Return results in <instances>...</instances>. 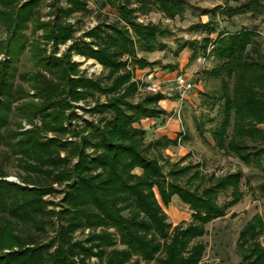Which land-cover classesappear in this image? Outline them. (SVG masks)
I'll return each mask as SVG.
<instances>
[{
  "label": "trees",
  "instance_id": "1",
  "mask_svg": "<svg viewBox=\"0 0 264 264\" xmlns=\"http://www.w3.org/2000/svg\"><path fill=\"white\" fill-rule=\"evenodd\" d=\"M41 1L0 0V16L5 17L3 24L8 33L6 42L0 41V52L16 56L23 51L29 37L22 30L28 21L32 23V32L41 30L43 44L51 42L53 46V52L46 55L38 38L31 45L36 69L27 80L32 95L39 100L23 101L17 105V113L29 122L35 114H40L42 127L28 132L12 129L11 105L26 92L21 87H13L15 70L9 63L0 62V96L3 97L0 99V145L8 148L25 172L22 179L36 184L29 188L7 181L2 178L6 173L0 167V249L11 248L10 252L0 255V264H87L84 259L91 255L102 264H140L139 259L130 261L135 254L145 264L153 261L198 264L205 249L199 240L206 233L205 226L225 216L227 209L244 196L243 172L236 170L203 177L197 165L179 162L170 164L165 172L164 165L151 152L175 145L176 141L161 137L146 144V131L134 124L145 118L164 116L166 111L158 107V102L176 97L144 95L135 104L129 102L127 99L134 96L136 87L130 83L131 73L122 60L127 55L139 67L146 66L147 61L137 58V50L152 52L162 48L157 38L172 34L162 24L137 21L138 15L156 10L173 19L182 15L185 1L105 0L115 8L117 17L100 21L86 31L84 36L89 38L88 42L75 40L74 22L67 21L78 12L89 14L86 0H66L65 7H60L58 0H51L49 15L53 18L47 21H40L37 7ZM219 8L214 6L205 13L212 18ZM189 29L204 30L207 35L215 31L211 19ZM71 39H74L72 45L60 57L55 56L57 45ZM203 41L202 50L207 51L210 45L208 55L212 54L215 59L210 75L220 77L224 72L219 96L222 120L212 131L215 147L224 155L235 156L259 170L260 180L254 189L256 196L264 200V166L261 165L264 128L260 127L264 125V39L259 38L255 28H242L219 33L213 41L206 36ZM72 50L97 60L107 75L93 80L74 78L76 68L69 58ZM95 93L108 97L105 103H96L89 109L98 116L97 125L86 122V134H82L84 130L69 131L63 125L72 118L66 113L69 100ZM106 113H111V117L107 118ZM47 131L57 136L42 139V132ZM68 132L76 140L58 138ZM61 151L66 155L61 157ZM74 157L77 160L71 163ZM135 168L142 170L141 175L132 172ZM184 176L187 178L182 185L179 180ZM64 180L69 183L61 200L62 209L57 213L58 225L54 227L51 221L54 212L45 210L40 197L55 192L50 182ZM153 186L165 206L174 195L186 204L192 212L190 221L175 226L166 223V214L152 193ZM227 191L228 198L219 204V193ZM123 211L129 215L125 217ZM41 222L54 227L46 243H36L37 236L17 233L26 226L42 233L44 224H38ZM101 226L111 227L114 232L102 230L83 241H72L71 234L77 228ZM117 244L122 248H116ZM52 247L54 250L50 253ZM236 248L241 259L235 264H264V213L254 214L243 225ZM75 256L80 257L78 262L74 261Z\"/></svg>",
  "mask_w": 264,
  "mask_h": 264
},
{
  "label": "rangeland",
  "instance_id": "2",
  "mask_svg": "<svg viewBox=\"0 0 264 264\" xmlns=\"http://www.w3.org/2000/svg\"><path fill=\"white\" fill-rule=\"evenodd\" d=\"M50 1L51 0H42L39 3L37 10H39L40 13V21L52 20L53 17L49 15V13H51L49 7ZM184 1V12L181 16H176L173 19L166 20V17L156 10L145 15H138L137 21L142 23L151 22L162 24L172 31V35L168 37L169 39L167 38V41L169 40L168 47L161 44L162 38H157L158 43L163 46V48H157L158 52L155 51L153 53V51L144 52L137 50V58L147 61L148 64L146 66L139 67L136 63L131 61L132 58L130 56L126 55L122 58V60L127 63L126 70L131 73L130 83H133L136 87L134 96L127 100L135 104L140 101L144 95L161 94L167 98L176 97L175 93L171 90L172 81L175 75L180 73L192 79L194 82V88L189 92L186 99L179 100L177 97L174 100L167 99L176 103L166 102L165 104H162V106L159 101L158 107L163 108L166 111V114L160 118L154 119L155 121L152 120V118L142 119L139 123L134 124V126L137 128H143L146 131V144L161 137H166L164 135L162 136V134L166 133L167 129H171L170 135H172L176 141V147H172L171 154L165 149L156 148L151 152V156L157 158L159 163L164 165L165 172L169 169L170 164L179 162L180 165H197V169L203 177L209 176L210 174L216 176L224 175L231 171L228 166H225V161L227 160L221 161V158H225V155L215 146L211 147L212 131L222 120V102L220 101L219 96L221 90L220 78L224 76V72H222L220 77H213L210 75V70L214 66L215 59L212 54L208 55L211 46L207 45V51L204 52L201 45L204 43L203 38L206 36H208L210 41H213L219 33H232L239 31L242 28H255L264 34V0ZM86 2L89 14L83 15L78 12L67 21L70 23L74 22L73 26L75 32L73 36L75 40L88 42L89 38L84 36V33L96 26L100 21H112L117 17V12L115 8L105 2V0H86ZM58 3L60 7H65L66 0H58ZM217 5L220 8L216 10L215 13H213V17L210 18L205 11ZM130 6H133V4ZM229 8L231 9L230 11ZM239 8L241 11H239ZM4 19L5 17L1 15V42H6L8 36V33L5 30V25L3 24L5 23ZM12 19L14 21L15 18ZM21 19L22 16L20 17V20ZM209 19L213 21L214 32L207 35L204 30L189 29L191 25L204 23ZM13 21H11V23ZM22 32L29 37L28 43L24 46L23 51L19 52L16 56L7 55L1 51L0 62L9 63L12 69L15 70L13 87H21L26 92L20 100L11 105L9 119L12 129L19 132H28L34 128L37 129L42 127L40 114H35L31 119V122H29L26 118H22L18 115L17 105L23 101L37 102L39 100L38 97L32 95L33 90L30 88L27 77L36 69L34 66V56L31 51L33 39L38 38L42 47L44 44L42 42L43 39H41V30L32 32L31 22H27ZM261 38L264 39V36ZM73 40L74 39L68 40L65 43H59L56 51H54V55L60 57L66 51L67 47L72 45ZM43 48L45 49L46 55L53 52L51 42L45 44ZM93 48L95 49L96 47ZM191 50H195L194 53H191ZM69 58L70 62H72L76 68V74L73 76L74 78L81 77L93 80L107 75V70L94 58L82 55L75 50L71 51ZM107 83L109 82L107 81ZM148 83H155L160 88V91L157 93L147 92L145 87ZM231 85L232 81H230V88ZM0 99H3V97L0 96ZM107 99L108 97H106L105 94L95 93L94 95L82 97L77 100H69L70 107L67 109L66 113H69L72 118L63 123L64 127L70 129L69 131L74 130L76 132L84 130L86 122H89L91 126L95 127L97 125L98 116L91 114L89 109L96 103H105ZM105 116L110 118L111 113H106ZM156 126H158V128L161 127V130H164V132H159V136H154L155 132L153 131L156 129H153L152 127L155 128ZM145 127L147 128L145 129ZM179 131H185L187 139H184L185 136L181 138ZM87 132L88 130H84L82 134H86ZM191 134H193L194 137H192ZM70 135L71 133L68 132L64 135H59L58 138L63 141L76 140V137ZM149 135L151 136L149 137ZM55 136L57 135L49 131L42 132L41 135L44 140ZM19 138L20 136L15 138V140ZM87 152L90 153L91 149H88ZM211 154H220V156L216 159L212 157ZM63 155H66L65 151L60 152V156L62 157ZM76 160V157L72 158L71 163H74ZM0 167L6 173V176L2 177L3 179L20 185H27L29 188L36 185L32 182H25L22 179V177L25 176V172L18 166L17 160L10 154V151L4 145H0ZM234 169L236 170V168ZM132 172L136 175H141L142 170L140 168H135ZM192 172L193 170H191L190 174ZM253 173L254 175H252L249 180H251L253 184H256L260 180V176L258 175L259 170L255 168L253 169ZM186 178L187 176L181 177L179 182L183 185ZM68 183V180L61 182L52 181L49 185L55 192L46 193L42 198L40 197L41 202H44L45 210L54 212V215L52 214L51 217L54 227L58 225L57 213L62 209L61 200L64 197V192L67 189L66 186ZM197 183L198 180L193 182V184ZM241 184L243 193L250 197V193L246 191L244 179L241 180ZM151 189L156 200L166 214V223L175 226L180 222L187 223L190 221L191 210L186 204L181 202L176 195L172 196L170 203L165 206L161 202L158 189L155 186ZM253 193H251V197H255ZM227 198L228 191L220 192L217 201L221 204ZM28 199H30L29 196ZM123 215L127 217L129 213L123 211ZM246 219L247 215H241L238 220L233 219V216H229L228 212H226L224 218L215 219L209 222L205 226L206 233L199 239L205 244V249L203 257L198 264H235L239 262L241 256L236 248V240L238 232L243 227ZM38 224L42 225L44 223L41 222ZM54 227L50 224H44L43 232L41 233L35 231L33 226H26L17 230V233L22 236H37L36 243H46L52 237ZM102 230L111 233L114 232L113 228H105L103 226L94 229L88 227L77 228L71 234L72 241H83L90 234H99ZM29 245L32 246L34 244ZM116 248H122V246L117 244ZM12 249L16 250L17 247H13ZM53 250L54 247H52L49 252L52 253ZM93 250L96 251V248ZM10 251L11 248L0 249V255L6 254ZM136 259H139L140 264H145L137 254L131 256L130 261ZM79 260L80 257H74V261L78 262ZM84 261L87 264H102L95 255L89 256L84 259ZM149 264H156V262L153 261Z\"/></svg>",
  "mask_w": 264,
  "mask_h": 264
},
{
  "label": "crops",
  "instance_id": "3",
  "mask_svg": "<svg viewBox=\"0 0 264 264\" xmlns=\"http://www.w3.org/2000/svg\"><path fill=\"white\" fill-rule=\"evenodd\" d=\"M168 18H166V20H167ZM256 32L258 33V35H259V38H261L262 36H264V34H262L260 31H258L257 29H256ZM172 35V34H171ZM170 35V36H171ZM169 37V36H168ZM168 37H163L162 38V40H161V44L164 46V45H166L165 47H168L169 46V40L167 41V38ZM166 39V40H165ZM169 39V38H168ZM262 39V38H261ZM163 48V47H162ZM185 48V47H184ZM193 49V48H192ZM155 51H157L158 52V50H154L153 51V53L155 52ZM194 51L195 50H191V53H194ZM150 62V61H149ZM157 76V75H156ZM202 90V89H201ZM166 102H172V101H169V100H167V99H165V100H161L160 101V105L162 106V104H165ZM172 103H176V102H172ZM149 120H151V119H149ZM152 120H154V119H152ZM151 120V121H152ZM150 121V122H151ZM155 121V120H154ZM220 124V123H219ZM260 127L261 128H264V125H260ZM147 127H145V129H146ZM153 129H156V130H154L153 132H155L154 133V136H159V132H164V130H161V127L160 128H158V126H156L155 128L154 127H152ZM151 128V129H152ZM171 129H167V131H166V133H164V134H162V136L164 135V136H166L169 140H174V137H172V135H170V133H171V131H170ZM180 132V131H179ZM199 134V133H198ZM192 135V137H194V135L193 134H191ZM151 135H149V137H150ZM185 136V137H184ZM146 137H147V135H146ZM180 137L181 138H183L184 137V139H187L186 137V133H185V131H183V132H180ZM215 146V141L213 140V138H212V140H211V147H214ZM172 147H176V145H169V146H167V148H165V150L167 151V152H170V154H171V149H172ZM182 147V146H181ZM222 152V151H221ZM223 153V152H222ZM212 155V157H214V158H216V159H218V157L220 156V154H217V155H213V154H211ZM211 157V158H212ZM213 158V159H214ZM225 160H227V161H225ZM221 161H225L226 162V164H225V166H228L229 168H230V172L229 173H233V172H235L236 170H241L242 172H243V178L242 179H244V184H245V186H246V191H248L249 193H250V197H248V195H245L244 194V196H243V198L238 202V203H236V204H234L233 206H231V207H229L228 209H227V211L226 212H228V215L229 216H233V219H239L240 218V216L241 215H247V219L245 220V222H244V224L254 215V214H262V213H264V200H262L261 198H258L257 196H256V194H255V189H254V184L251 182V180H249L251 177H252V175H254V173H253V169H255V167H253L252 165H245L242 161H240L237 157H235V156H232V155H229V156H227V155H225V158H221ZM230 162H233V163H230ZM261 165L262 166H264V159H262V161H261ZM234 168H236V170L234 169ZM246 180H248V182L246 183ZM242 185V184H241ZM254 192V193H253ZM251 193H253L254 194V196L255 197H251ZM225 216H226V214H225ZM225 216H223V217H221V218H224ZM217 219H219V218H217ZM215 220V219H214ZM243 224V225H244Z\"/></svg>",
  "mask_w": 264,
  "mask_h": 264
},
{
  "label": "built area",
  "instance_id": "4",
  "mask_svg": "<svg viewBox=\"0 0 264 264\" xmlns=\"http://www.w3.org/2000/svg\"><path fill=\"white\" fill-rule=\"evenodd\" d=\"M146 91L151 93H157L160 88L155 83H148L146 85ZM194 82L192 79L183 74H176L172 81L171 90L175 93L177 99L184 100L187 98L189 92L193 90Z\"/></svg>",
  "mask_w": 264,
  "mask_h": 264
}]
</instances>
